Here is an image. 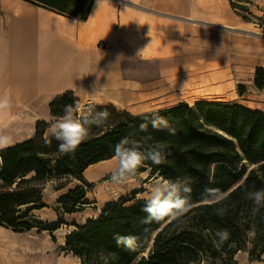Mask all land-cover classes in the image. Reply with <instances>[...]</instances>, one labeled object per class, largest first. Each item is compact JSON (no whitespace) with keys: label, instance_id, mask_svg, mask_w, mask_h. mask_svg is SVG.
Segmentation results:
<instances>
[{"label":"trees","instance_id":"1","mask_svg":"<svg viewBox=\"0 0 264 264\" xmlns=\"http://www.w3.org/2000/svg\"><path fill=\"white\" fill-rule=\"evenodd\" d=\"M67 16L85 19L92 0H26ZM240 16L248 11L241 0H228ZM250 2L249 0H243ZM258 27L264 28L260 17ZM254 85L264 88V68L255 69ZM242 94L244 87L238 85ZM79 104L72 91H65L49 102V113L58 118L66 105ZM106 109L108 119L93 125L88 137L74 153L58 151L59 141L46 136L50 122L36 121L32 137L0 149V226L14 232L55 231L68 224L58 217L43 221L35 211L46 207L45 184L52 179H75L82 184L68 188L56 199V211L73 214L91 203L84 186H93L83 172L90 165L113 157L118 141L127 137L144 149L164 145L165 160L155 165L146 161L138 171L150 175L191 180L190 211L179 220L141 223L144 199L130 197L110 200L99 213L85 222L71 223L63 249L78 258L76 264H236L234 255L250 243V254L264 253V208L254 211L246 192L264 188V111L237 102L186 101L140 114L120 111L110 104H94ZM87 104L86 107L89 105ZM158 113L166 118L175 134L156 130L143 119ZM141 123L147 129L141 131ZM59 187L58 189L63 188ZM217 188L226 198L209 205L202 198L204 189ZM222 208L223 215L216 209ZM226 229L229 238L216 243L218 230ZM139 237L135 250L117 245V235ZM253 234V235H250ZM218 260V263H215Z\"/></svg>","mask_w":264,"mask_h":264},{"label":"crops","instance_id":"2","mask_svg":"<svg viewBox=\"0 0 264 264\" xmlns=\"http://www.w3.org/2000/svg\"><path fill=\"white\" fill-rule=\"evenodd\" d=\"M257 67L264 34L242 30L228 0H92L85 19L0 0V96L11 101L0 111V149L32 137L36 121L51 122L49 102L67 90L81 109L110 104L140 114L184 101L139 109L163 86L235 84L242 69ZM112 160L90 165L84 178Z\"/></svg>","mask_w":264,"mask_h":264},{"label":"rangeland","instance_id":"3","mask_svg":"<svg viewBox=\"0 0 264 264\" xmlns=\"http://www.w3.org/2000/svg\"><path fill=\"white\" fill-rule=\"evenodd\" d=\"M241 1L250 11V13L242 11V16L237 14L241 18V29L264 34V28L258 27L257 22L259 20L256 19V17H260L261 22L264 23V0ZM145 70L147 69L145 68ZM254 79L255 70L250 72L242 69L240 79L235 84L195 81L190 85L174 89H167L163 86L159 97L147 100L145 107L139 109L155 108L180 100L193 104L195 100L204 98L228 103L240 101L248 105L264 107V90L255 87ZM238 85L244 87L242 94L238 92ZM48 135L49 129L47 130ZM115 163L112 160L109 163L90 168L86 172V177L93 178V181L87 180L93 182V186H84L86 197L91 203L85 205L84 210L77 213L68 214L56 211L55 208L58 206L55 201L68 188L82 183L71 178L68 180L65 178L52 179L47 182L43 189V201L46 207L35 211V213L43 221H52L61 217L68 224H63L51 232L38 231L37 229L14 232L9 228L0 226V264H76L78 258L63 249L65 235L73 228L71 223L73 221L83 223L87 218L98 214L99 208L105 202L117 200L120 197H130L133 190L137 191L134 199L143 198L149 184L160 178L150 175L149 170L138 171L136 175L129 178L127 183L118 185L111 179V170L115 167ZM61 186H66V188L58 189ZM117 193H119L118 196H116ZM250 245L248 243L246 248L235 253L236 264H264V253L258 256L251 255L249 252ZM211 261V259H206L203 264H212ZM215 263H218V260H215Z\"/></svg>","mask_w":264,"mask_h":264},{"label":"clouds","instance_id":"4","mask_svg":"<svg viewBox=\"0 0 264 264\" xmlns=\"http://www.w3.org/2000/svg\"><path fill=\"white\" fill-rule=\"evenodd\" d=\"M98 89L89 95H95ZM11 107V101L6 96H0V111ZM106 109L97 111L89 104L81 109L79 104L66 105L63 114L54 118L49 124V135L59 141L58 151L64 154L74 153L78 146L88 137L93 125L100 126L108 119ZM143 119L151 124L156 130L167 129L169 134H175V129L169 126L165 117L158 113L151 114L150 120L147 115ZM141 131L147 129V123H141ZM6 146L5 138L0 137V147ZM164 145L156 144L144 149L135 141H129L127 137L118 141L114 147L113 160L115 167L111 170V179L118 185L128 182L129 178L136 175L146 161L155 165L162 164L165 160ZM191 180L189 178H164L153 180L144 194L142 211L146 213L141 223H160L165 220H179L191 209ZM119 193L116 194L118 196ZM202 198L209 205L223 201L225 193L217 188L204 189ZM246 198L254 205V211L264 208V188L252 189L246 192ZM217 215H223V209H216ZM229 238L226 229L218 230L216 243L223 244ZM117 245H122L129 250H135L139 237L135 235H117Z\"/></svg>","mask_w":264,"mask_h":264},{"label":"bare ground","instance_id":"5","mask_svg":"<svg viewBox=\"0 0 264 264\" xmlns=\"http://www.w3.org/2000/svg\"><path fill=\"white\" fill-rule=\"evenodd\" d=\"M63 242H64V240H63ZM3 261V260H2Z\"/></svg>","mask_w":264,"mask_h":264}]
</instances>
